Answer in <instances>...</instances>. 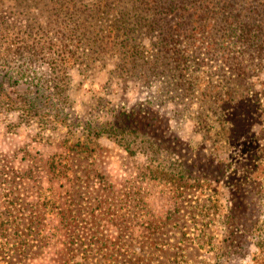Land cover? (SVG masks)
<instances>
[{
    "label": "rangeland",
    "instance_id": "rangeland-1",
    "mask_svg": "<svg viewBox=\"0 0 264 264\" xmlns=\"http://www.w3.org/2000/svg\"><path fill=\"white\" fill-rule=\"evenodd\" d=\"M92 2L100 0H0V91L14 101L26 89L13 87L15 79L32 67L35 77L49 76L53 67L61 78L57 96L88 112L96 106L91 89L101 90L114 70L112 75L122 74L130 82L125 96L131 103L139 94H161V102L183 121L182 135L197 146L206 128L217 129V115L201 116L198 92L183 100L184 90L191 82L202 90L206 82L234 77L229 67L223 68L217 43L212 49L194 47L199 58L187 61L188 74L179 85L181 69L174 71L168 89L167 72L150 75L154 84L139 89L134 79L141 73L127 69L128 59L114 44L118 32L107 31L121 12L91 13ZM124 6L118 0L116 11ZM126 27L131 29L127 21ZM145 31L130 32L135 45L144 49L137 66L157 54V36ZM241 49L234 46L228 53L234 56ZM72 50L77 60L69 59ZM94 53L104 66L88 68L87 55ZM164 59L176 67L172 57ZM258 78H264V69L254 72L256 87ZM167 154L162 151L152 161L139 141L40 128L15 107L1 109L0 264H252L249 257L258 249L252 235L245 234V250L227 240L230 205L222 183L196 171L188 181L170 180L169 165L162 162ZM255 181L264 187V174Z\"/></svg>",
    "mask_w": 264,
    "mask_h": 264
},
{
    "label": "trees",
    "instance_id": "trees-1",
    "mask_svg": "<svg viewBox=\"0 0 264 264\" xmlns=\"http://www.w3.org/2000/svg\"><path fill=\"white\" fill-rule=\"evenodd\" d=\"M109 1L92 2L88 10L101 16L121 12L120 20L109 25L107 31L114 35L118 32L114 44L128 59L127 69L134 74L141 73L134 79L139 89L154 84L155 77L150 75L164 72L168 78L164 86L168 89L173 85L170 80L176 78L174 71L181 69L175 83L179 85L181 78L186 79L188 74L187 61L195 62L199 58L194 47L212 49L217 43L223 68L229 67L234 77L225 83L206 82L202 90L191 82L183 96L185 100V95L191 96L197 91L200 115L207 112L208 116L210 112L217 115L214 118L217 129L206 128L200 143L192 145L182 135L183 121L171 114L165 101L161 102V94L146 97L139 94V99L131 103L125 96L130 82L122 74L112 75L114 70L107 75L101 90L91 89L96 104L91 111L69 107L57 96L61 78L53 67L49 76L35 77L37 72L32 67L26 75L15 79L13 87L26 85V89L14 101L0 91V110L15 107L28 122L40 128H66L69 132L83 131L96 138L112 136L139 141L152 161L166 151L168 154L162 162L169 165L166 176L170 180L179 177L188 181L193 171L215 178L229 195L227 240L245 250L249 246L245 234L252 235L258 249L249 259L252 264H264V187L255 181L264 174V78H258V87L251 82L254 72L264 69V0H122L127 6L120 11H116L118 0ZM126 21L131 29H127ZM136 29H145L148 35L157 36L154 41L157 54L152 61L143 62L144 66L135 63L145 58L144 49L135 45L134 35L131 37L130 32ZM234 46H240L241 53L236 51L231 56L228 51ZM75 54L72 50L69 59L77 60ZM167 57L173 58L175 68L164 59ZM86 60L90 63L88 68L104 66L99 63L98 53L88 54ZM145 66L144 71L141 68ZM2 82L0 79V87ZM192 103V100L186 102L187 110ZM201 124L202 120L198 125Z\"/></svg>",
    "mask_w": 264,
    "mask_h": 264
}]
</instances>
